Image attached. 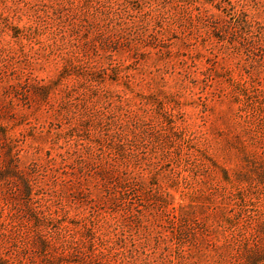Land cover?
Wrapping results in <instances>:
<instances>
[{
    "label": "rangeland",
    "instance_id": "rangeland-1",
    "mask_svg": "<svg viewBox=\"0 0 264 264\" xmlns=\"http://www.w3.org/2000/svg\"><path fill=\"white\" fill-rule=\"evenodd\" d=\"M0 264H264V0H0Z\"/></svg>",
    "mask_w": 264,
    "mask_h": 264
}]
</instances>
